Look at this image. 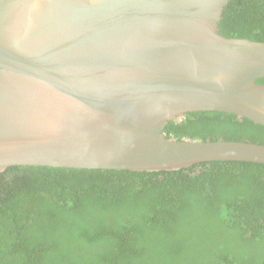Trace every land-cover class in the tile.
I'll return each instance as SVG.
<instances>
[{
    "label": "water",
    "instance_id": "95a60500",
    "mask_svg": "<svg viewBox=\"0 0 264 264\" xmlns=\"http://www.w3.org/2000/svg\"><path fill=\"white\" fill-rule=\"evenodd\" d=\"M230 0H0V174L264 165V144L168 136L189 113L264 126V41L220 31Z\"/></svg>",
    "mask_w": 264,
    "mask_h": 264
},
{
    "label": "trees",
    "instance_id": "16d2710c",
    "mask_svg": "<svg viewBox=\"0 0 264 264\" xmlns=\"http://www.w3.org/2000/svg\"><path fill=\"white\" fill-rule=\"evenodd\" d=\"M220 31L264 41V0H230ZM165 132L264 144V126L225 112L189 113ZM0 264H264V165L9 167L0 174Z\"/></svg>",
    "mask_w": 264,
    "mask_h": 264
},
{
    "label": "flooded vegetation",
    "instance_id": "af4514ba",
    "mask_svg": "<svg viewBox=\"0 0 264 264\" xmlns=\"http://www.w3.org/2000/svg\"><path fill=\"white\" fill-rule=\"evenodd\" d=\"M206 140H209V139H206Z\"/></svg>",
    "mask_w": 264,
    "mask_h": 264
}]
</instances>
